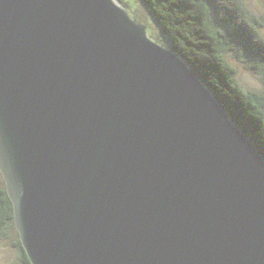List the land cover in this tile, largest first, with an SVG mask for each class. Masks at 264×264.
I'll use <instances>...</instances> for the list:
<instances>
[{
	"label": "water",
	"instance_id": "water-1",
	"mask_svg": "<svg viewBox=\"0 0 264 264\" xmlns=\"http://www.w3.org/2000/svg\"><path fill=\"white\" fill-rule=\"evenodd\" d=\"M0 171L31 264H264V157L117 0H0Z\"/></svg>",
	"mask_w": 264,
	"mask_h": 264
},
{
	"label": "trees",
	"instance_id": "trees-1",
	"mask_svg": "<svg viewBox=\"0 0 264 264\" xmlns=\"http://www.w3.org/2000/svg\"><path fill=\"white\" fill-rule=\"evenodd\" d=\"M128 11L127 0H117ZM144 9L142 24L151 39L169 48L199 77L233 121L264 157V91L237 80V68L258 74L264 83V14L248 0H132ZM158 27L154 33L149 24ZM158 35V36H157ZM0 241L16 254V264H31L16 229L13 204L0 171Z\"/></svg>",
	"mask_w": 264,
	"mask_h": 264
},
{
	"label": "rangeland",
	"instance_id": "rangeland-1",
	"mask_svg": "<svg viewBox=\"0 0 264 264\" xmlns=\"http://www.w3.org/2000/svg\"><path fill=\"white\" fill-rule=\"evenodd\" d=\"M249 4L253 8L255 12L258 14H264V0H248ZM128 2V11L131 13V9H134V12L137 16H140L141 18H144L146 20V14L143 8L137 7L132 0H127ZM154 33L157 34L159 32V29L157 26H155L153 23L149 24ZM262 34H264V28L261 29ZM158 36V35H157ZM228 59L232 64L237 68V80L241 84L242 87L249 90H263L264 91V83L258 76V74H255L254 72L250 70L244 69L242 64L235 61L232 57L228 56ZM16 254L12 250V248L0 241V264H16Z\"/></svg>",
	"mask_w": 264,
	"mask_h": 264
}]
</instances>
